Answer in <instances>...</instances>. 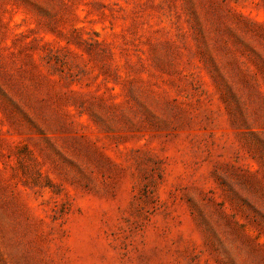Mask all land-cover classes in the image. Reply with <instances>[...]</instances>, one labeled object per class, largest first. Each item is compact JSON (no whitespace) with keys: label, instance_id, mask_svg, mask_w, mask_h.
Returning a JSON list of instances; mask_svg holds the SVG:
<instances>
[{"label":"rangeland","instance_id":"374dc122","mask_svg":"<svg viewBox=\"0 0 264 264\" xmlns=\"http://www.w3.org/2000/svg\"><path fill=\"white\" fill-rule=\"evenodd\" d=\"M0 264H264V0H0Z\"/></svg>","mask_w":264,"mask_h":264}]
</instances>
